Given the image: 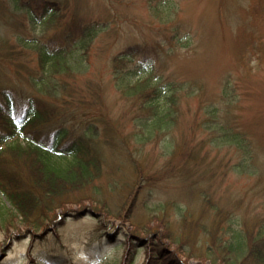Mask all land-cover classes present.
I'll return each mask as SVG.
<instances>
[{"label": "trees", "instance_id": "trees-1", "mask_svg": "<svg viewBox=\"0 0 264 264\" xmlns=\"http://www.w3.org/2000/svg\"><path fill=\"white\" fill-rule=\"evenodd\" d=\"M245 1L225 0L222 7L218 6V20L231 30L235 25L241 36L236 40H250L253 55L262 62L264 42L249 16L238 14L248 10ZM4 2L10 16L21 12L27 21L13 25V40L10 36L1 40L0 34L1 228L19 220L31 236L41 231L59 235L57 227L67 216L90 214L98 229L102 228V237L110 239V218L131 219L129 212L142 188L154 187L171 176H181L190 183L187 188H200L207 178L204 173L197 176L194 168L202 151L206 156L214 149L233 150L238 158L228 166L258 182L263 179L262 135L257 123L233 120L241 93H237L230 72L220 76L219 90L211 93L196 76L176 69L165 71L180 48H194L192 29L180 15V0H147L149 16L144 23L158 41L152 45L130 43L112 55V76L107 83L88 74L98 39L115 29L118 18L125 14L117 4L113 8L116 18L107 11L106 18L89 19L79 13L84 7L82 0ZM236 48L245 67L250 51L239 44ZM135 56L141 58L134 60ZM109 87L129 106L120 121L112 119L105 108V90ZM191 100L197 109L183 161L172 163L171 170H162L159 177L147 173L141 159L144 146L156 142L163 154H172L174 148L177 151L178 140L184 138L179 137L178 129L186 109L192 107ZM192 178L196 180L191 182ZM128 182L133 189L122 197ZM202 189V203L215 212L205 222L209 237L198 254L202 264L208 259L215 264H264V221L249 227L225 217ZM162 204L160 207L165 206ZM153 219L158 220L156 230L149 224L145 229L136 224L125 236L122 261L111 264H129L135 247L142 243L148 251L143 264H188L185 260L193 254L181 246L182 240L176 242L178 235L169 237L164 216L154 214ZM162 227L163 233L159 231ZM156 235L161 236L160 242L155 241ZM68 259L62 252L42 259L30 254L28 264H68Z\"/></svg>", "mask_w": 264, "mask_h": 264}, {"label": "rangeland", "instance_id": "rangeland-1", "mask_svg": "<svg viewBox=\"0 0 264 264\" xmlns=\"http://www.w3.org/2000/svg\"><path fill=\"white\" fill-rule=\"evenodd\" d=\"M84 7L79 11L86 18L107 17V11H111V17H117L114 7H119L125 14L118 18L115 29L104 32L98 39L95 52L92 56L93 62L88 76L95 81L106 82L112 76L110 57L130 43L149 42L151 45L158 41V38L151 33L145 25L144 20L149 16L147 0H133L131 4H114L110 0H82ZM245 1L248 10H240L241 17L250 18L254 28L264 42V3L261 0ZM72 2V1H71ZM70 2V3H71ZM234 2V0H229ZM4 0H0V34L1 40L14 39V26L18 21H27L21 12L10 16ZM225 0H180V15L187 20L192 29L195 40L194 48H180L168 65L166 72L173 69L183 73V75H193L200 78L208 88L209 92L219 90V78L225 72H230L233 84L237 87L240 95V108L233 111V120H242L251 124L257 123L259 132L264 142V61L254 56L251 48L253 43L250 40H236L238 30L235 25L228 28L224 22L218 20L219 9ZM128 5V6H126ZM250 7V8H249ZM12 15L13 13L10 12ZM127 16V20H125ZM28 26V25H27ZM234 26V27H233ZM10 33V35H9ZM13 33V35H12ZM243 46V49L250 51L245 57L246 64L243 67L239 62L236 45ZM191 46V47H192ZM243 50V52L245 51ZM264 57V52H263ZM141 58L135 56L134 60ZM108 115L117 121L121 120L129 111L128 104L121 99V95L112 87L105 90ZM192 107L186 109L182 117V126H179L178 140L179 147L175 148L172 154H163L162 146L156 142L144 146L141 152V159L144 160V169L147 173L159 177L163 171L171 170L172 163L183 161L184 147L186 140H191L192 131L190 124L194 120V102H189ZM185 108L186 105H184ZM198 139V137H196ZM260 141V140H259ZM177 144V143H176ZM179 148V149H178ZM214 148V147H213ZM181 154V155H180ZM264 157V154L262 155ZM203 158V159H202ZM238 158L233 150L214 149L205 156V151L199 155L200 163L195 167L196 175L204 173L207 179L201 181L200 188H187L190 183L185 182L181 176L164 178L159 180L154 187H144L138 198L133 203L130 210L131 219L124 221L120 217H111V237H102V228L98 229V223L87 214L84 216L70 215L64 219V224L59 228L58 234L54 231H41L35 236L29 235L25 231V225L19 220H14L9 228L0 227V258L2 264H28L29 255L37 259L45 258L51 253H64L68 256V264H111L122 261L123 248L126 247L125 236L133 230L137 224L146 228V224L153 226L154 230L157 219H153L154 214L164 216L168 222L166 229L171 234L178 235L176 242H181V246L193 254L191 258L185 260L188 264H202L198 254L205 247L206 239L209 237L208 222L210 216H214L213 210L208 211L206 204L202 203L200 190L211 197L222 210L225 217L236 219L241 224L255 226L261 220L264 221V177L258 182L254 177L239 174L234 171L229 162ZM176 170H173L175 172ZM154 177V178H155ZM131 180V179H130ZM196 180V178H195ZM193 178L191 182L195 181ZM133 184L127 183L122 188L123 196L129 194L133 189ZM199 190V191H196ZM123 200V199H121ZM120 200V201H121ZM164 203L165 206L160 207ZM177 205L185 207V211L177 208ZM76 208L77 205H73ZM211 217V218H212ZM224 217V218H225ZM228 220V218H226ZM204 220V221H203ZM212 220V219H211ZM211 225V224H210ZM198 226V227H197ZM164 228H160L162 232ZM165 229V230H166ZM142 233V232H141ZM163 233V232H162ZM22 236H18L21 235ZM33 237V240H32ZM155 241L160 242L161 236L156 235ZM167 242L169 239L163 238ZM33 241V244H31ZM32 249L29 251V247ZM177 245V243H176ZM190 248V249H189ZM134 258L129 264H143L148 256L147 248L137 245L134 249ZM162 264V261H158ZM206 264H215L209 259Z\"/></svg>", "mask_w": 264, "mask_h": 264}]
</instances>
